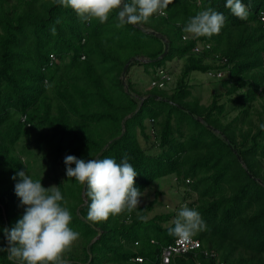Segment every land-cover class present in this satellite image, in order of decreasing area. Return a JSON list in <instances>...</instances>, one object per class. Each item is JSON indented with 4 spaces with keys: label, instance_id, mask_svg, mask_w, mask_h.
I'll return each instance as SVG.
<instances>
[{
    "label": "trees",
    "instance_id": "obj_1",
    "mask_svg": "<svg viewBox=\"0 0 264 264\" xmlns=\"http://www.w3.org/2000/svg\"><path fill=\"white\" fill-rule=\"evenodd\" d=\"M242 3L249 12L246 20L234 16L226 0H173L164 15L140 24L167 38V53L156 59L162 41L136 25L117 27V10L104 23L85 22L56 0H0V248L8 246L3 229L24 212L14 189L19 177H12L21 170L29 175L21 154L31 146L47 165H65L67 155L111 157L119 163L127 154L141 192L154 179L174 174L189 195L196 194L191 205L207 227L193 236L200 249L176 255L169 264H215L217 258L253 264L239 252L264 253V32L259 20L264 0ZM208 7L225 17L220 33L210 38L185 33L189 17ZM135 55L154 60L129 67L127 91L121 72ZM175 60L183 63L174 86L138 87L135 68L142 67L151 81L158 78L157 68ZM214 69L224 73L215 78L222 91L204 105L192 97L188 77ZM234 108L236 114L223 120ZM137 134L145 141L154 135L150 145L158 151L142 148ZM55 180L72 215L69 226L81 236L80 253L63 257L67 264H161V249L175 236L168 232L173 223L161 224L170 215L144 218L155 200L91 222L84 185L70 177ZM202 249L217 255L206 256ZM0 264L17 262L0 251Z\"/></svg>",
    "mask_w": 264,
    "mask_h": 264
},
{
    "label": "clouds",
    "instance_id": "obj_2",
    "mask_svg": "<svg viewBox=\"0 0 264 264\" xmlns=\"http://www.w3.org/2000/svg\"><path fill=\"white\" fill-rule=\"evenodd\" d=\"M56 2L72 9L78 18L85 22L97 19L104 23L109 19V14L117 10L119 23L116 26L122 27L125 24L147 23L155 14L164 15V10L173 0ZM225 6L239 19L248 18L249 12L242 0H226ZM224 24L223 13L208 7L189 17L183 31L195 38H210L218 35ZM52 31L55 33V28ZM261 128H264V124ZM128 160L127 154H124L119 163L111 157L84 160L73 155L65 156L66 176L85 186L83 195L90 201L86 217L88 221H107L110 215L115 216L125 210L131 212L138 208L142 193L134 186L137 171ZM73 164L75 167L71 166ZM17 177L19 181L14 189L21 205L24 206V212L14 226L3 229L8 246L0 248V251H7L9 259L17 264H67L62 254L70 249L80 234L69 226L72 215L64 206L60 187L53 185L46 188L41 179L33 180L24 170L17 172L12 179L16 180ZM206 227L196 209L183 206L168 232L169 235L188 240L197 232L206 230Z\"/></svg>",
    "mask_w": 264,
    "mask_h": 264
},
{
    "label": "rangeland",
    "instance_id": "obj_3",
    "mask_svg": "<svg viewBox=\"0 0 264 264\" xmlns=\"http://www.w3.org/2000/svg\"><path fill=\"white\" fill-rule=\"evenodd\" d=\"M183 60H175L171 62H167V68L171 71L172 79L167 86H174L177 80V76L179 75L181 65ZM138 68V67H137ZM139 72V69H138ZM136 74V81H138L139 88H148L150 78L143 71ZM189 82L192 85V97H198L199 102L204 105H208L211 101L213 93L217 90L222 91L220 85L217 84V80L215 78H210L206 73L200 71H193L189 74ZM228 97H221L219 102H226L225 100ZM257 105V103H255ZM255 105V106H256ZM231 106V103L226 104V110ZM237 109H230L227 116L223 117V120H227L236 114ZM146 124H149L148 119L146 120ZM138 133V132H137ZM138 140L142 148L148 149L150 152H157V146H151V140H154V135H151L149 141H145L143 137L137 134ZM22 142H20L17 148H21ZM28 153L23 152L21 154V159L25 163L28 168L29 175L36 176V178L41 179L45 187L57 186L56 178L59 180L66 179V170L65 165L56 163L52 164H44L39 154L32 152L33 148L30 146L28 149ZM34 151V150H33ZM21 153V152H20ZM187 183V182H186ZM185 185L181 184L174 174H169L165 176L158 177L154 179L148 186L141 192L142 196L139 198V205L147 204L150 201H154L152 208L146 212L145 219H151L155 215L159 214H168L170 217L161 222L163 226H168L173 223L176 218L179 210L183 206H187L189 208H194L191 205V202L195 200L196 194L191 193L189 195V190L185 191ZM83 196V192H82ZM70 202H72L70 200ZM137 214L139 212L135 211ZM125 213V212H123ZM126 222H130L129 218H126ZM80 241L81 236L73 242L69 250H66L62 255L63 257H67L69 253L79 254L80 253ZM135 245V243H134ZM247 263H261L264 264V253L258 254L249 251H240Z\"/></svg>",
    "mask_w": 264,
    "mask_h": 264
},
{
    "label": "built area",
    "instance_id": "obj_4",
    "mask_svg": "<svg viewBox=\"0 0 264 264\" xmlns=\"http://www.w3.org/2000/svg\"><path fill=\"white\" fill-rule=\"evenodd\" d=\"M259 20L261 22V27L264 32V8L259 13ZM50 57L51 59H54V56L52 54L50 55ZM156 74L158 75V78L150 81L149 88L151 87L165 88L171 81V75L168 72V69L166 67L161 66L157 68ZM222 74H223V71L214 69L208 72L207 75L212 78H218V77H221ZM200 248H201V242L199 239L195 237H191L188 240H183L178 237H175L172 243L162 247L160 256H159L160 263L169 264L172 257L176 255L186 254L188 252H191V251H194ZM201 251L206 256L216 257L217 255L216 251L212 249L210 250L202 249ZM134 260L141 262L142 258L135 257ZM197 264H200V263H197ZM215 264H229V263L217 258L215 260Z\"/></svg>",
    "mask_w": 264,
    "mask_h": 264
},
{
    "label": "water",
    "instance_id": "obj_5",
    "mask_svg": "<svg viewBox=\"0 0 264 264\" xmlns=\"http://www.w3.org/2000/svg\"><path fill=\"white\" fill-rule=\"evenodd\" d=\"M136 26L138 28H140L143 32H145L147 34L154 35V36L158 37L162 41V43H163L162 52L156 57V59H161L167 53V51H168V41H167V38L163 34L157 32V31H155L153 29H150L148 27H144V26H141V25H136ZM151 60H154V59L145 58L143 56L135 55V56L130 57L126 61V63L124 64V66L122 68V72H121V82H122V85L124 86V88L127 91H128V85H127V82H126V73H127L128 69H129V67L132 66V65H135L134 64L135 61H139L141 63H146V62L151 61ZM139 98L142 100L144 98V96H139ZM178 107H180V106H178ZM233 151L235 152V149L234 148H233ZM237 157L241 161L242 165H244L243 162H242V160H241V158H240V156L238 154H237ZM84 188H85V186L83 187V190H84Z\"/></svg>",
    "mask_w": 264,
    "mask_h": 264
},
{
    "label": "crops",
    "instance_id": "obj_6",
    "mask_svg": "<svg viewBox=\"0 0 264 264\" xmlns=\"http://www.w3.org/2000/svg\"><path fill=\"white\" fill-rule=\"evenodd\" d=\"M138 69H139V72H138ZM140 71L142 72L143 70H142V67H138V68H135L134 70H133V74H137V72L138 73H140ZM135 78H136V76H134Z\"/></svg>",
    "mask_w": 264,
    "mask_h": 264
}]
</instances>
